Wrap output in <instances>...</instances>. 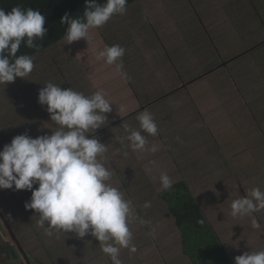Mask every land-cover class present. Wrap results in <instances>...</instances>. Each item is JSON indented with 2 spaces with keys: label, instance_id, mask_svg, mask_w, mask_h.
<instances>
[{
  "label": "crops",
  "instance_id": "1",
  "mask_svg": "<svg viewBox=\"0 0 264 264\" xmlns=\"http://www.w3.org/2000/svg\"><path fill=\"white\" fill-rule=\"evenodd\" d=\"M237 1L134 0L126 6L124 14L113 15L103 27L89 29V42L85 38H80L79 41L66 44L63 38L50 46L37 48L27 54L24 53L29 48L18 50L16 56L31 55L35 66L29 76L17 77L14 82L6 85L0 84V150L16 136H14V128L18 125L14 126L16 120L7 119L8 116H26L25 122L15 129L17 135L28 133L27 123L29 120L34 124H30L29 128L35 131V137L43 134L50 135L57 130L58 125L51 121L46 106H42L38 102L39 90L47 82L55 83L62 89L72 88L85 95L103 91L106 94V99L111 103L112 111L106 114L108 123L101 126L95 133L89 134V138L91 135H96L102 143L107 145L108 152L101 162L112 172L109 183L117 187L124 193L125 198L132 202L133 218L129 224L132 243H135L134 240L136 241L135 233L140 231L142 226H148L150 212L152 213L150 218L155 220V224L164 219V221L161 220L162 223L165 224L166 221H169L177 229L171 214L160 218L162 213L168 211L165 202L159 197V192L162 191L160 175L165 173L168 167L172 170L174 167L177 172L179 171L178 174L173 175V172H166L171 180L181 177L173 182V185L181 180L187 182L217 235L225 244L226 232L221 230V225L215 218V214L217 209H223L226 205L221 203L224 200L222 197L228 196L233 186H228V181L222 180V183L217 185L219 189L217 192L209 182L203 181L201 189L210 196L211 200L205 202L201 197H198L199 193L197 195L192 188V181L194 177L201 178L198 173L191 176L193 171H186L187 168L192 167L191 161L196 153L190 144L191 137L184 133L183 120L179 118L183 112L179 114L181 109L175 108L168 110L163 117H160L159 112L163 105L159 101L173 94L175 95L171 98L174 99L175 104L179 95H182L181 99H187L188 93L185 91L192 90L191 87L198 78L211 74L217 68L228 66L240 56V51L244 49L234 51L228 57L223 58L216 68L205 67L203 75H190L189 80L188 75H186V79H180L168 64L171 70L169 75L166 73L168 75L166 82L168 83L163 82L161 87L148 88L149 91L142 87L148 77L138 76L137 72L143 69V72L150 73L152 72L151 68H156L154 65L148 64L154 61V54L157 51L163 50V47L158 46L157 43L164 47L180 44L184 51L189 52V56H197L205 45V29H211L214 26V23L209 20L219 19L218 21L224 26V32L216 37L214 45H218L220 48L239 45L236 43L241 39L238 35H244L248 27L244 21L246 15L243 13L236 12L230 16L231 12H235L232 6ZM195 24L196 27L193 29L192 26ZM150 30L156 36L147 39L150 36L148 34ZM256 30L257 33L261 32L262 36L258 37L254 43L264 38V23L258 20ZM252 42L249 43L248 40L244 47L252 46ZM143 43L144 48H140ZM114 44H119L125 49V54L122 57L124 65L122 71L127 73V77H122L117 70L116 63L109 65L104 58L97 59L99 51H102L106 45ZM263 45L264 41L249 51ZM150 51L153 53L150 54ZM119 82L121 83L118 84ZM221 94L223 93L221 92ZM186 102L192 104L190 100ZM204 104L199 100L200 106ZM246 105L249 106L248 103ZM192 106L198 107L194 103ZM201 109L203 117L209 114L204 108ZM144 111L152 114L158 127L156 136L142 132L147 138L149 148L153 145L157 146L155 152L133 151L116 140L117 136L124 134L123 125H129L133 130H140L138 116ZM248 115V117H242L240 122L230 125L229 130L241 131L243 134L239 137L233 136L234 142L233 140L232 142L235 144L236 150L232 149V154L230 156L228 154L229 158L226 161H221L222 156L219 153L220 165L218 167L221 172L219 177L223 174H226L223 178L234 177V186L238 185L236 179L239 180V187L242 188L245 195H248L256 187L264 191V115L258 113V118H253L251 111ZM27 117H30L28 121ZM129 117L131 118L125 121ZM129 121L135 122L127 123ZM125 144H127V140H125ZM237 144L240 148L236 146ZM201 173H203L202 177L212 176L210 172L201 171ZM31 194L29 190H15L14 187L0 189V264H24L22 260L24 256L19 244L32 264H112L110 257L101 251L99 241L91 235H86L81 239L73 233H56L54 231L52 236H47L45 228L39 225V214L34 210L25 209V202L30 200ZM145 202H150L151 206L145 208ZM142 211L145 212V215ZM157 215H159V220L156 222ZM145 216L148 219L144 218ZM232 218L234 217L232 216ZM235 218H240V216ZM242 218L243 227H236L242 242L240 252L264 251V234L260 233L264 232V209L252 216ZM253 218L259 223L258 228H253ZM249 219L251 223H249ZM141 221H145V223H141ZM166 225L170 230L172 229L168 223ZM250 228L256 232H251ZM256 233H258L257 237L253 239L254 243H251L253 240L250 239V236ZM178 235L179 241H181L179 231ZM226 248L234 260L229 246ZM136 249V252H130L128 248H121L119 259L124 256L138 259L143 257L141 248L137 246ZM180 254V258L188 261L186 264H192L184 255L182 246ZM122 264H125L124 260ZM176 264L182 263L177 262Z\"/></svg>",
  "mask_w": 264,
  "mask_h": 264
},
{
  "label": "clouds",
  "instance_id": "2",
  "mask_svg": "<svg viewBox=\"0 0 264 264\" xmlns=\"http://www.w3.org/2000/svg\"><path fill=\"white\" fill-rule=\"evenodd\" d=\"M126 3L127 0H106L103 4L85 0L83 18H72L67 13L61 17V24L68 25L64 35L66 44L80 38L89 42V29L103 27L113 15L124 14ZM44 24L45 16L38 10L15 6L6 14L0 9V84L14 82L17 77L25 78L33 71L32 56H16V53L22 42L30 48H39L35 41L47 32ZM124 54L125 49L119 44L106 45L98 52L97 59L104 58L109 65L116 63L122 77H127L122 71ZM38 102L46 106L58 128L50 135L35 138L27 132L18 134L3 146L0 189L14 187L31 191L25 209L39 214V225L45 228L47 236H52L54 231L73 233L81 239L91 235L99 241L101 251L110 257L112 264H122L121 248L137 251L129 228L132 202L109 183L112 172L101 162L108 152L107 145L96 135L89 138V134L108 123L106 114L112 111L111 103L103 91L85 95L72 88L62 89L52 82L39 90ZM138 120L140 130L123 125L124 134L116 140L133 151H157L156 145L148 147L147 138L142 134H158L152 114L144 111ZM160 182L162 191L172 188L173 181L166 172L161 173ZM150 206V202H145V208ZM262 209L264 192L259 187L231 203L233 217L252 216ZM197 223L203 224V220ZM252 226H260L255 218ZM234 260L235 264H264V251H246Z\"/></svg>",
  "mask_w": 264,
  "mask_h": 264
},
{
  "label": "rangeland",
  "instance_id": "3",
  "mask_svg": "<svg viewBox=\"0 0 264 264\" xmlns=\"http://www.w3.org/2000/svg\"><path fill=\"white\" fill-rule=\"evenodd\" d=\"M232 7L235 12H231L230 16L234 15L236 12H241L246 15V20L244 21L247 24L248 30L244 35L237 34L241 39L237 40L236 43H239L240 46L220 48L218 45H214L216 37L224 32V26L218 21L219 19L209 20L214 23V26L211 29H205V45L197 56H189V52L184 51L180 44H173L172 47H164L157 43L156 39L157 45L163 47V50L157 51L154 54V61L148 64L154 65L156 68H151L150 70L152 72L150 73L143 72V69H141L137 72V75L143 78L148 77L142 87L145 88L146 91H149L148 88L154 86L161 87L163 82L168 80L167 77L171 71L168 64L171 66L173 73L180 79H186V75H188L189 80L190 75H203L205 67L212 66L216 68L223 58L228 57L234 51L244 49L240 51V56L233 60L228 66H222L220 69H215L211 74L198 78L193 84V87H191L192 90L185 91V93H188L187 99H181L182 95H179L175 104L174 99L171 98L175 95L173 94L159 101L162 102L163 105L159 112L160 117H163L168 110L175 108L181 109L179 110V114L183 112V115L179 118L183 120L184 133L191 137L190 144L194 147L195 150L193 151L196 153L193 155L194 162L191 161L193 163L192 167L187 168L186 171H193L191 176L198 173V176L201 178L194 177L192 181V188L197 195L199 193L198 197H201L205 202L211 200L210 196L201 189V183L203 181L209 182L210 186L217 192H219L217 185L221 184L222 180L228 181V186H233L229 195L222 197L224 200L221 203L226 205L223 209L219 208L221 209L220 211L217 209L215 218L219 221L221 230L226 232L224 238L225 244L227 247L229 246V251L233 255V258H235L243 254L240 252L242 248L241 238L238 236V229H236L238 226L241 228L243 227V218H232L231 203L234 199L245 196V193L242 188L239 187V180L236 179L238 185L234 186V177L223 178L226 174L219 177L221 173L218 168L220 165L219 153L222 156L221 161H226V159L229 158L228 154L229 156L232 154V149L236 150L235 144L233 143V136L236 135V137H239L243 134L241 131L233 132L229 130L230 125L240 122L242 117H248L250 111L253 113V118H258V113L264 115V45L258 49L249 51L258 43L264 41V38H261L260 41L254 43L258 37L260 38L262 36L261 32L257 33L256 27L258 20L264 23V0H238ZM192 27L195 29L196 24ZM231 31L233 32V30ZM148 34L150 36H148L147 39H152V36H156L151 30L148 31ZM248 40L249 43L253 40V44L245 48L244 45ZM144 46L143 43L140 45V48H144ZM152 53L153 51H150V54ZM192 79H194V77H192ZM120 83L121 82L118 84ZM165 86L166 84L164 83V87ZM221 92L223 94H221ZM187 100H190L192 104L189 102L187 103ZM199 100L205 104L200 106ZM193 103L198 105L199 108L192 106ZM246 103H248L249 106H247ZM201 108H204L209 114L203 117L201 115ZM30 117H27V121ZM131 117L125 119V121ZM9 118L16 120L14 121V126L18 125L14 128L15 136L17 135L15 129L19 128L22 122H25L26 116H8L7 119ZM135 121H129L127 123H133ZM30 124L34 125L29 120L27 123L28 134L35 138V131L29 128ZM202 128L203 130H201ZM236 146L240 148L238 144ZM177 151L179 152L178 149ZM222 153L225 154L223 155ZM228 165H230L229 162ZM201 171L210 172L212 176L202 177L203 173H201ZM166 172H173V175L179 173L174 167L173 170L168 167ZM180 178L179 176L172 181L175 182ZM142 213L145 215V212L142 211ZM150 215H152L151 212ZM150 215L149 219L147 216L144 217L148 219V226H142L141 230L135 233L136 241H133L136 247L139 246L141 248L143 257L138 259L124 256L120 260L122 262L124 260L125 264L128 262L130 264H137V262L138 264H176L177 262L186 264L188 261L180 258L181 246L176 227L169 221H166L165 224L164 222L162 223L161 220L164 221V219L159 220V215L156 217V222L159 221L155 224V220L150 218ZM248 221L251 223L250 219ZM167 223L172 227L171 230L167 227ZM249 230L254 233L256 232V230L251 228ZM260 233L264 234V232ZM257 234L258 233L251 235L250 239L253 240L257 237ZM251 243H254V240Z\"/></svg>",
  "mask_w": 264,
  "mask_h": 264
},
{
  "label": "trees",
  "instance_id": "4",
  "mask_svg": "<svg viewBox=\"0 0 264 264\" xmlns=\"http://www.w3.org/2000/svg\"><path fill=\"white\" fill-rule=\"evenodd\" d=\"M133 1L127 0L126 6ZM97 2L103 4L106 0ZM15 6L38 10L45 16L44 27L47 32L42 39L35 41L42 48L64 38L68 25L60 21L66 13L72 18H83L85 0H0V9L6 14ZM27 48L29 50H24V54L36 49L22 42L18 50ZM159 197L168 209L160 218L167 214L173 216L181 234L182 251L192 264H235L186 181H178L169 190L159 192ZM198 220H203V224L197 223Z\"/></svg>",
  "mask_w": 264,
  "mask_h": 264
},
{
  "label": "water",
  "instance_id": "5",
  "mask_svg": "<svg viewBox=\"0 0 264 264\" xmlns=\"http://www.w3.org/2000/svg\"><path fill=\"white\" fill-rule=\"evenodd\" d=\"M13 236H14V239L17 241L16 236H15L14 234H13ZM18 244H19V243H18ZM19 246H20V248H21V250H22V254H23V256H24V258H25L27 264H32L31 261H30V259H29V257L27 256L26 252L22 249V247H21L20 244H19Z\"/></svg>",
  "mask_w": 264,
  "mask_h": 264
},
{
  "label": "built area",
  "instance_id": "6",
  "mask_svg": "<svg viewBox=\"0 0 264 264\" xmlns=\"http://www.w3.org/2000/svg\"><path fill=\"white\" fill-rule=\"evenodd\" d=\"M22 260H23V263H24V264H27V262L24 260V258H23Z\"/></svg>",
  "mask_w": 264,
  "mask_h": 264
}]
</instances>
